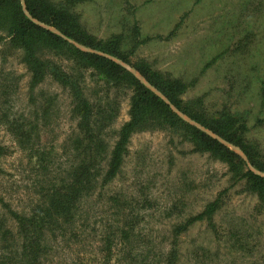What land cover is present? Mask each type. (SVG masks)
<instances>
[{
	"label": "rangeland",
	"instance_id": "1",
	"mask_svg": "<svg viewBox=\"0 0 264 264\" xmlns=\"http://www.w3.org/2000/svg\"><path fill=\"white\" fill-rule=\"evenodd\" d=\"M74 11L90 36L122 35L127 51L136 26L144 43L130 62L185 82L183 99H200L207 114L240 115L264 163V0H86ZM41 56L82 87L96 121L94 155L104 165L129 119L131 89L107 84L63 52ZM30 82L20 51L0 46V221L13 233L9 211L28 213L41 201L79 137L69 91L50 77L32 89ZM121 169L81 204L75 225L47 233L45 251H99L107 231L111 251H121L111 264H155L160 251H171L175 228L220 198L212 225L197 222L177 237L178 264H264V200L234 183L225 163L150 128L131 136Z\"/></svg>",
	"mask_w": 264,
	"mask_h": 264
},
{
	"label": "trees",
	"instance_id": "2",
	"mask_svg": "<svg viewBox=\"0 0 264 264\" xmlns=\"http://www.w3.org/2000/svg\"><path fill=\"white\" fill-rule=\"evenodd\" d=\"M85 1L23 0L28 16L53 28L59 32L58 35L33 23L23 12L20 0H0V46L20 51L21 61L31 73V89L50 77L69 91L79 131V137L74 141L75 156L66 160V167L52 173L41 194V201L28 213L9 211L16 223V231L11 232L0 221V264H111L121 251H111L113 234L110 232L106 231V235L100 233L99 251H45L46 235L54 232L61 223L75 225L79 221L81 204L94 194L97 187L106 186L120 174L131 136L150 128L167 130L192 144L194 151L207 153L225 163L234 183H244L248 192L264 200V178L251 172L236 153L183 121L169 105L122 66L98 54L81 51L73 43L130 65L176 110L239 148L251 166L264 173V163L260 161L255 147L248 143L246 121L226 110L207 114L200 99H183L188 89L185 82L162 74L143 60L131 63V55L144 43L136 26L130 35L132 43L128 51L124 48L122 35L107 39L90 36L74 11L76 5ZM43 50L63 52L82 66L91 68L107 84L125 85L131 89L129 119L116 133L104 165L101 164L103 160H96L94 155L98 150L97 129L88 98L74 77L42 58ZM219 209L220 198H217L183 225L177 226L171 251H160L155 264H178L180 251L177 249V237L197 222L212 225ZM53 240L58 242L56 238Z\"/></svg>",
	"mask_w": 264,
	"mask_h": 264
},
{
	"label": "water",
	"instance_id": "3",
	"mask_svg": "<svg viewBox=\"0 0 264 264\" xmlns=\"http://www.w3.org/2000/svg\"><path fill=\"white\" fill-rule=\"evenodd\" d=\"M20 2H21V6H22V9H23V12L25 13V15H26L27 17H29L28 14H27V12H26V10H25V5H24L23 0H20ZM29 18H30V17H29ZM30 19H31V21H32L33 23H35L36 25H38V26H40V27H42V28H45V29H47V30H49V31H51V32H54V33L60 35L59 32H57L56 30H54V29H52V28H49V27H47L46 25H44V24H42V23H40V22H38V21H36V20H34V19H32V18H30ZM70 43H73V42H70ZM73 45H75V46H76L78 49H80L81 51H85V52H89V53H95V54H98V55L103 56V57H105V58H108V59L112 60L113 62H115L116 64L122 66L124 69H126L128 72H130V73H131L136 79H138L143 85H145L148 89H150V90H151L156 96H158V97H159L160 99H162L167 105H169L170 108H171V110H172L174 113H176V115H177L178 117H180L183 121H185L186 123L190 124L191 126H194V127L197 128V129L203 131V132L206 133L207 135L211 136L213 139L219 141L221 144H223L224 146L228 147L230 150H232L234 153H236V154H237V155H238V156H239V157H240V158L246 163L248 169H249L251 172H253L254 174H256V175H258V176H260V177H262V178H264V173L259 172V171H257L256 169H254V168L251 166V164L248 162L246 156L243 154V152H242L239 148H237V147H235V146H233V145H231V144H229V143L223 141V140L220 139L218 136L212 134L210 131L206 130L205 128H203L202 126H200L199 124H197L196 122L192 121L191 119H189L188 117H186L185 115H183L182 113H180L178 110H176V109H175V108H174V107L168 102V100H167V99H166L161 93H159L156 89H154L152 86H150V85L144 80V78H143L138 72H136L134 69H132L131 67H129L127 64L123 63L122 61H120V60H118V59H115V58L110 57V56H108V55L102 54V53H100V52H95V51H93V50L86 49V48H84L83 46H80V45H78V44L73 43Z\"/></svg>",
	"mask_w": 264,
	"mask_h": 264
}]
</instances>
